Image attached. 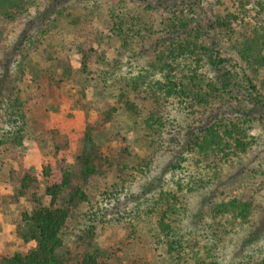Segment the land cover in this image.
<instances>
[{
  "label": "trees",
  "instance_id": "1",
  "mask_svg": "<svg viewBox=\"0 0 264 264\" xmlns=\"http://www.w3.org/2000/svg\"><path fill=\"white\" fill-rule=\"evenodd\" d=\"M176 1L166 0L157 5L163 14L158 29L144 24V30H136V22L142 19L136 15L127 18L130 11L124 0L112 1L107 8L97 0H0L2 84H6L10 69L13 70L17 80L29 82L28 100L45 113L53 87L59 88L64 81L80 77L78 87L83 101L79 99V108L85 116L71 164L67 165L66 154L56 149L51 159L43 160L40 170L26 169L20 176L14 173L17 194L26 203L20 217L29 227L27 238L33 239L35 245L26 251L0 252V264H73L63 241V230L73 216L76 219L96 217L95 203L91 200L96 180H106L111 174L121 182V176L132 178L134 172L143 173L144 160L128 143V133H141L146 145L151 146L153 138L160 139L169 123L172 127L169 139L174 155L178 154L171 159L170 168H180L177 166L184 160V154L190 152L198 164L211 167L215 177L232 161L241 165L244 158L264 153V136L250 134L254 124L264 126V0L219 1V10H212L209 18L201 10L203 0ZM66 3L78 11L68 13ZM215 6L217 3L212 9ZM32 7H37L32 18L25 19L30 20L23 24L13 45L5 47L9 25L20 20ZM103 9H107L106 15ZM104 15L106 21H100ZM94 21L100 25L95 28L99 38L114 37L113 43L126 48H131L136 35L142 39L147 33H153V39L150 36L144 40L149 46L143 47V51L151 52L147 68H143L144 73L129 69L125 87L120 86L119 90L117 87L112 102L102 100L101 96L106 87L111 88L103 77L107 68L113 66L104 53H98L99 44L89 42L86 47L85 41L91 40L80 38L88 37L83 30ZM63 22L72 28L73 39L54 44L52 32ZM116 47L108 50L115 53ZM19 55L20 61L15 65V57ZM34 56L44 59L43 66H39L40 60H34ZM113 62L117 64L114 59ZM27 74L31 75L30 79ZM138 87L141 91H137ZM3 89L0 87V97ZM6 98L7 102H0V123H3L0 124V150L25 148L28 146L25 143L36 139L39 131L41 141L49 138L52 130H43L37 119L30 121L19 97ZM168 105L172 106L171 116L167 115ZM236 172H227L217 183L227 187L239 183V171ZM198 179L197 184L203 187L202 178ZM176 184L174 192L156 189L157 196L152 204L148 202L151 207L142 216L136 214V221L142 218L154 221L155 243H162L165 253L176 262L181 259L183 263L191 260L188 264H205L197 251L192 250L193 246L189 256L183 257V250L192 243L183 245L179 228L175 229L182 202L178 197L182 184ZM148 185L152 189L154 183ZM244 198L209 204L210 196L205 197L211 221L232 212L234 217L250 225L253 197ZM203 208L201 204L194 218L203 219L200 213ZM260 220L248 232L252 240H256V235L262 240L264 215ZM82 238L76 264H108V251L101 252L94 245L90 229L85 230ZM136 264H139L137 260ZM242 264H264V250L258 260L250 257Z\"/></svg>",
  "mask_w": 264,
  "mask_h": 264
},
{
  "label": "rangeland",
  "instance_id": "2",
  "mask_svg": "<svg viewBox=\"0 0 264 264\" xmlns=\"http://www.w3.org/2000/svg\"><path fill=\"white\" fill-rule=\"evenodd\" d=\"M97 1L107 8V4L110 6L112 1L117 0ZM124 1L131 14H128L127 18L136 15V17L142 19L141 22H138L139 24L136 22V30H144V24L146 26L152 25L154 30L159 28V19L163 14L157 5L166 0ZM203 1L201 10L206 13V18H209L212 10H219L221 6L218 3L219 1L224 3L230 0ZM176 2L179 3V0ZM214 3H217V6L212 9ZM36 8L32 7L20 20L9 25L5 47H9L10 44L13 45L15 37L22 30L23 24L30 20L25 19L32 18ZM73 10L78 11L77 8L66 3V11L71 14ZM122 11L125 12V10ZM106 13L107 11L105 15ZM105 15L100 17V21L105 20ZM71 16L73 17V14ZM66 19L69 20L70 18L67 17ZM96 25L98 26V23L94 21L91 23L94 28L89 29L90 24L89 28H84L83 33L87 34L88 37L82 35L80 38L81 41L91 40L85 41L86 47L91 42L99 44L98 53H104L105 59L108 58L109 64L113 66V68H107V74L103 77L106 85H111L110 90L112 92L106 87L101 96L102 100L112 102L119 87H125L126 79L130 77L129 69L134 71L133 73L139 71L144 73V67L147 68L148 61L151 60V52L148 49L143 51V47L147 48L149 46L144 40L148 37L150 39V36L153 39V33H147L146 37L143 36L142 39L136 35V38H134L136 40L132 43L131 48H126L125 46H119L117 42L113 43L114 37L102 35L99 38L100 34L95 30ZM59 26L56 32H52L51 42L55 44L64 39L72 41V28L64 22ZM105 26L110 28V24L106 23ZM104 33H107L106 29ZM113 45L117 46L118 50L115 53L119 52V55H115L111 49L108 50V47L113 49L115 47ZM20 57V55L15 57V65L20 61ZM113 59L117 64L113 62ZM34 60H40L39 66H43L44 59L41 60L40 57L34 56ZM45 64L47 65V63ZM8 76L5 85L2 84L0 78V87L4 88L0 102L1 100L7 102L6 96L16 95L23 101V111H27L26 116L30 121L37 119V121H40L42 129L52 130L48 134L49 138L44 141L40 140V131L38 134L36 131L37 138L30 140L31 142H26L25 144L28 146L25 148L9 147L7 150H0V252L12 253L29 250L35 245L33 239L27 238L30 233L29 227L20 217V212L26 209V203L19 199L20 197L17 194L18 185L14 173L18 172V176H20L26 169L32 172L40 170L43 160L51 159L56 149L59 152H64L67 165L71 164L74 147L78 144V131L85 124V116L83 109L79 108L80 100L83 101L78 87L80 77L64 81L59 88L54 86L47 102L48 109L45 113H42L38 106H34L32 101L28 100L31 92V89L28 88L29 82L22 79L17 80L15 72L11 69ZM27 76L29 79L31 78V75L27 74ZM154 79H158V76H155ZM117 87L118 90H116ZM113 91L115 92L113 93ZM137 91H141V88L138 87ZM142 91L144 93L145 90L142 89ZM1 106L5 107L4 104H1ZM171 107V105H168L166 109L167 115L170 116L173 113H169ZM0 124L3 125V123ZM110 127L113 128V125ZM169 131L172 132V127L167 123L159 135L160 139L155 136L151 146L146 145L141 133L136 131L135 133H128V143L144 160L143 173L134 172L132 178L121 176V182L117 181L118 178L111 174L107 176L106 180H96L91 194V200L95 203L96 217H77L76 219L73 216L63 230V241L72 255L73 264H76L75 258L79 252L78 250H80L79 245L87 229L93 232L92 242L94 245L100 248L101 252L108 251V264H127L129 262H135L136 264V260L139 264L141 262L143 264L190 263L191 260L188 263H183L181 259L176 262L172 256L165 253V246L162 243L159 245L155 243L156 238L152 235L157 232V227L154 221L149 218L136 221V214L142 216L144 211L151 207L149 203L152 204L157 196L156 189L174 192L177 190L176 183L178 182L182 184L178 194L182 202L179 206L175 229L179 228L178 234L183 239V245L188 246L192 243L191 246L185 247L183 250L184 258L189 256L190 247L192 249V246L194 248L192 250L197 251L201 262H205V264H242L250 257L254 260L262 257L264 235L262 240H259L258 235H256V240H252L248 232L257 221H261L260 219L264 215V159L259 158V156L264 157V153L244 158L241 165L233 164V161L228 165H224L217 177H215L211 167L204 163L198 164L190 152L184 154V160L180 161L179 166H177L180 168L171 169L169 163L178 154L174 155V146L169 139ZM43 132L41 133L44 135ZM250 134L264 136V126L254 124ZM236 171H239V183H235L231 187L221 186L217 183V179L225 177L227 172ZM198 177L202 178V182L205 184L203 187L197 184ZM157 179L159 181L156 183ZM150 182L154 183L152 189L148 188ZM212 189L214 192L211 193ZM207 196H210L209 204L228 201L235 197L245 200L244 197L252 196L254 206L249 216L250 225L244 224L239 218L234 217L232 212L219 217L218 221H211L209 206L204 202V198ZM16 198L20 201H17ZM201 204L204 207L200 212L203 214V219L199 220L194 218V215L197 214V208ZM259 205L262 206L261 209Z\"/></svg>",
  "mask_w": 264,
  "mask_h": 264
}]
</instances>
